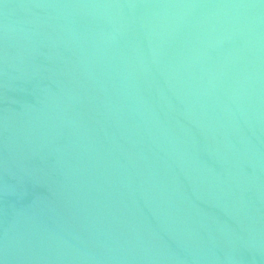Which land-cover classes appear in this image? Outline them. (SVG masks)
Wrapping results in <instances>:
<instances>
[{"label": "water", "instance_id": "1", "mask_svg": "<svg viewBox=\"0 0 264 264\" xmlns=\"http://www.w3.org/2000/svg\"><path fill=\"white\" fill-rule=\"evenodd\" d=\"M0 264H264V0H0Z\"/></svg>", "mask_w": 264, "mask_h": 264}]
</instances>
